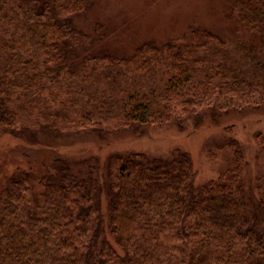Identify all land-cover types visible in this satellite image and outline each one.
<instances>
[{"label":"trees","instance_id":"obj_1","mask_svg":"<svg viewBox=\"0 0 264 264\" xmlns=\"http://www.w3.org/2000/svg\"><path fill=\"white\" fill-rule=\"evenodd\" d=\"M96 1L0 0V136L40 146L43 135L182 130L264 108V0H230L249 70L201 26L129 56L92 54L74 16ZM228 146L233 165L202 186L180 150L112 155L102 177L99 160L77 170L55 158L41 173L0 162V264H264V176L248 187L243 148Z\"/></svg>","mask_w":264,"mask_h":264},{"label":"rangeland","instance_id":"obj_2","mask_svg":"<svg viewBox=\"0 0 264 264\" xmlns=\"http://www.w3.org/2000/svg\"><path fill=\"white\" fill-rule=\"evenodd\" d=\"M74 23L93 37L90 53L106 50L116 56L132 55L148 40L164 42L188 32L191 26H201L220 35L240 66L250 68V37L231 18L230 0H97L90 11L76 14ZM100 25L106 30L103 36L97 31ZM256 134L264 136V108L226 111L216 121L206 116L201 123L191 122L182 130L168 125L146 134L121 131L108 138L85 132L60 138L43 135L38 139L40 146H19L18 139L3 135L0 162H7L6 169L29 166L41 173L43 165L55 158L68 160L77 170L85 161L99 160L102 177L112 155L133 151L166 158L180 150L190 153L197 174L195 184L202 186L233 165L234 152L228 144L237 141L249 164L246 183L252 187L257 177L264 176V157Z\"/></svg>","mask_w":264,"mask_h":264}]
</instances>
